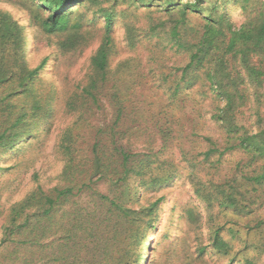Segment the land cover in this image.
<instances>
[{
	"label": "trees",
	"instance_id": "1",
	"mask_svg": "<svg viewBox=\"0 0 264 264\" xmlns=\"http://www.w3.org/2000/svg\"><path fill=\"white\" fill-rule=\"evenodd\" d=\"M11 2L0 0V4ZM117 2L26 0L27 6L19 5L26 8L27 26L0 12L2 185L15 182L1 180L5 175L34 164L35 159H22L34 141L44 142L45 137L36 138L37 130L42 128L47 135L57 111L52 103L55 96H46L36 83L50 57L30 67L27 30L45 34L47 42L54 43L55 57L78 52L83 26L100 20L103 30L90 59L86 85L64 99L63 110L73 122L58 138L63 163L58 183L46 191L34 174V187L12 202L8 211L0 188V264H173L174 259L163 262L157 257V242L152 241L157 210L165 198L158 196L145 205L142 200L180 177L177 166L161 155L174 136L182 135L176 131L175 111L194 89L208 110L201 114V104H195L191 116L201 120L210 115L221 130L224 145L219 147L210 136H200L195 121L190 125L194 143L202 140L208 148L191 157L201 156L199 161H187L184 180L207 208L210 242L197 248L193 261L180 257L175 262L206 264V254L230 256L231 243L221 236L225 225L222 228L214 222L212 210L217 208L218 214L228 218V231L246 239L237 252L239 264H264V219L254 217L264 197V0H122L128 5V16L143 9L148 15L162 14L169 25L150 24L141 31L125 23L131 49L144 39L150 43L149 52L160 51L161 58L153 55L144 64L124 59L113 73L114 26L127 13V9L118 10ZM234 12L242 17L240 23L232 18ZM63 34L66 37H60ZM147 67L155 72L157 86L166 88L162 90L170 98V108L161 103L156 108L148 96L138 99L129 97V92L128 96L120 93L119 85L127 83L123 73L134 80L140 78L138 69ZM245 118L253 120L250 126L243 123ZM82 129L90 132L89 136L85 133L88 141ZM123 130L130 132L128 137ZM157 140L159 150L155 151ZM232 151L246 157L245 166L237 167L240 176L217 183L213 174L199 170L204 165L215 168L220 157ZM213 158L218 159L216 163ZM201 174L210 182L204 183ZM100 183L104 191L97 189ZM187 212L194 217L191 210ZM240 218L248 223L240 224ZM250 252L254 255L248 258Z\"/></svg>",
	"mask_w": 264,
	"mask_h": 264
},
{
	"label": "rangeland",
	"instance_id": "2",
	"mask_svg": "<svg viewBox=\"0 0 264 264\" xmlns=\"http://www.w3.org/2000/svg\"><path fill=\"white\" fill-rule=\"evenodd\" d=\"M126 1L129 3L130 0ZM11 3L14 5L11 6ZM11 3L0 4V12L11 14L12 19L18 21L21 25L27 26L28 21L25 20L27 19V15L24 13V9L26 8L19 5L24 3L27 6L26 0H12ZM117 8L124 12L127 9V13L126 17L123 18L120 16L117 18L114 26V43L117 50L116 53L110 57L111 71L114 73L117 64L124 59L130 58L135 61H141L142 64H144L146 63V59L152 58L153 55L161 58L160 51L149 52L150 43L145 44L146 42L144 39H142L134 49H131L127 45L124 24H132L142 31L144 28L149 27L150 24H157L158 26L166 24L168 26L169 24L165 21L166 17L155 12L152 13V15H148V11L143 9L137 12L135 11L128 16V5L122 4V0H118ZM19 9H21V11ZM92 17V14L87 16L89 19ZM232 18L236 23L242 21V17L236 12L233 13ZM26 35L30 44L28 62L31 68L38 65L44 57H50L46 69L40 73L36 83L38 86L37 88H40L46 96H55V100H53L52 103L53 105H57V111L54 115L55 117L49 122L50 127L47 135H45L42 128L38 129L39 132L37 130L36 138L42 139L45 137L44 142L38 143L34 141V145L26 150L27 152L24 159H22V161L29 158L32 160L35 159L34 164L26 170L17 169V172L7 174L1 179L10 181L9 179L12 178L15 180L12 185H8L7 183L2 185L0 183V188L3 189L1 194L2 199L6 206L5 210L7 211L12 202L22 198L24 194L34 187L36 179V177L33 179L34 174L38 175L37 180H39L46 191L54 188L58 183V176L63 165L61 157L58 155V138L59 134L73 122L72 118L63 110L64 99L71 95L76 88L81 89L86 85L87 74L90 70V59L101 43L103 30L100 20H97L92 25L83 26V31H81L82 37L76 46L78 52L57 55L56 57L54 55V52L56 53L54 43L49 44L45 34L37 33L34 29H28ZM84 36L87 37L86 40ZM60 37H66V34L60 35ZM153 43H155V41ZM164 58L167 59V56H164L163 59ZM168 60L169 59H167V61ZM152 70L153 69L150 67L144 70L139 68L138 72L140 78H137L136 74H133L136 76L134 80L132 77L129 79L130 74L123 73L125 75L124 80H126L127 83L125 85H119L120 93L122 96H128L129 92V97L132 95V97L136 96L138 99L148 96L149 100L155 104L156 108H159L158 104L160 103L163 107L170 108L172 105L170 98L165 94L164 90H162L166 88L157 86V83L153 80V78H155L153 76L155 72H152ZM110 86L111 85L108 87ZM196 90L197 89H194L190 98L183 99L185 103L180 104L178 110L175 111L174 117L179 120L176 131H179L182 135L179 137L174 136L170 142V147L161 155L162 159L170 161L177 166V175H180V177L173 183H169L165 188L148 193L147 196L145 195V199L142 200L143 205H145L148 202L154 201L158 196H164L165 198L157 210V230L154 237H152V241L155 243L157 242V257L161 258L163 262H170L174 259L173 264H180L181 262H175V260L180 259V257L183 261L186 259H191V261H193L195 256H197V248L199 246H205L210 242L209 232L211 229L207 226L209 214L205 213L207 208L195 198L189 184L184 180V174L188 171L187 161H199V159H202L201 156H197L194 160H191V157L206 151L208 148L206 143H203L202 140H200L199 143H194V138L190 137V125L196 122L200 127L198 131H195H197L200 136H210L218 143L219 147H223L224 145V137L221 130L216 127L214 122L210 121V115H204L201 120L191 116V107L195 104H201V114L208 110L203 99L196 96ZM99 121L101 120H97L96 122ZM252 121L253 120L250 118L247 120L245 118L243 123L250 126ZM174 124L175 123H173V125ZM44 126H46V124H44ZM81 131L82 135H84L87 140L90 132L86 129L85 131L84 129ZM123 132L126 133L128 137V133L130 132L127 133L126 130H123ZM122 137L124 142L127 141L126 137ZM159 144L160 141L158 142L157 140V147H154L155 151L159 150ZM134 146L136 147V145ZM217 160V158L215 160L213 158V162L216 163ZM245 160L246 157L240 151L226 152L220 157L215 168L210 169L208 165H204L205 167L201 166L199 170L213 174L214 181L218 183L234 175L240 176L242 173L240 170H237V167L239 165H242L241 167L245 166ZM12 164H14V161L7 163L8 166ZM201 175L204 183L210 182V180L207 181V178L204 179L203 174ZM17 183L20 185L16 188ZM97 189L104 191L105 187L100 183ZM255 209L256 212L254 217L264 219V197L260 198ZM188 210L193 212V218L188 216ZM213 210L212 214L215 224L222 228L225 225L224 229L221 231V236L230 241L232 251L230 252V256L226 258L223 256H211L206 254L203 256L206 258V264H229L231 259H233L231 264H239L238 258L240 257L237 256V252L243 248L246 243L244 240L246 239L244 235H241V238L239 236H233L230 230L228 231L227 229L230 225L226 226L228 218L222 214H218L217 208ZM7 214L8 212L5 215ZM238 222L240 224H246L248 223V219L240 218ZM233 229L237 230L238 227H234ZM253 255L254 253L250 252L248 258L253 257ZM243 256H245V254H243L242 257Z\"/></svg>",
	"mask_w": 264,
	"mask_h": 264
}]
</instances>
